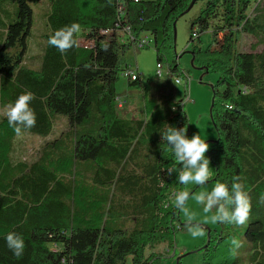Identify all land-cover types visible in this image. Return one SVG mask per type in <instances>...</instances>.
Segmentation results:
<instances>
[{
  "label": "trees",
  "instance_id": "trees-1",
  "mask_svg": "<svg viewBox=\"0 0 264 264\" xmlns=\"http://www.w3.org/2000/svg\"><path fill=\"white\" fill-rule=\"evenodd\" d=\"M189 1L0 0V264H154L157 247L172 245L185 227L173 196L185 190L180 165L161 133L168 125L188 129L184 96H174L171 78L179 76L173 21ZM37 2L47 9L33 39ZM195 3L193 63L217 73L210 116L218 135L207 142L212 180L230 186L241 176L252 197L245 225L208 230L201 264H239L241 254L245 264H264V1ZM72 22L81 28L77 45L62 54L48 38ZM206 30L212 38L223 32L218 47H201ZM244 33L255 38L248 50L236 46ZM143 37L168 77L142 86L141 117H120L115 82L120 70H131L125 52ZM134 73L128 85L140 81ZM24 91L35 94L36 125L21 136L46 138L56 117L66 125L28 159L5 116ZM170 168L177 169L171 176ZM10 231L24 239L19 259L5 240ZM233 238L242 241L236 255Z\"/></svg>",
  "mask_w": 264,
  "mask_h": 264
},
{
  "label": "rangeland",
  "instance_id": "rangeland-1",
  "mask_svg": "<svg viewBox=\"0 0 264 264\" xmlns=\"http://www.w3.org/2000/svg\"><path fill=\"white\" fill-rule=\"evenodd\" d=\"M45 2V0H43ZM264 1V0H263ZM33 7V33L31 38L40 39L43 31V10L40 2L34 3ZM200 5L195 3L188 11L181 14L175 22V39L173 42V53L179 67L180 83H175L174 78L177 74L172 75L174 86V96L183 97V108L188 119L187 135L191 137L194 133H198L206 142H212L216 139L218 133L210 116V104L212 100V85L217 78V73L211 69L198 68L199 64H191V50L188 43L190 33L189 25L191 19L198 13ZM223 32H218L212 38L210 30H206L200 34L201 47H218L222 40ZM255 38L249 34H241L236 46L242 50H248L250 43ZM124 60L131 70L139 73L140 81L136 85H128L127 77L120 70L115 82L117 93L116 106L121 102V107H116V112L120 117H141L143 114L142 104V86L149 84L155 85L157 82L165 80L168 77V67L162 61L161 73L157 74V59L153 43L137 47L133 45L124 54ZM181 70L184 72L180 74ZM185 75V76H184ZM187 79L186 88L184 89V80ZM20 149L24 152L25 157H29L38 151L41 145V139L37 136H22L20 140ZM208 157L207 152L205 153ZM209 158V157H208ZM210 160V159H209ZM211 177L204 185L188 184L183 185L185 190H191L189 199L186 203L191 212L194 214L196 221H199L205 229V234L201 237H192L185 227L177 228L172 245H160L157 251L162 254L159 261L154 264H201L203 259V250L208 240V230H217L220 227L218 223H211L209 217L211 213H204L203 206L196 203L194 197L201 191H210L217 180H212L214 176V167L210 161ZM195 186V187H193ZM179 217L183 223L186 218L179 210ZM239 227V226H236ZM240 251V250H239ZM238 252V251H237ZM236 252V254H237ZM241 252V251H240ZM235 254V255H236ZM247 257L241 254L239 264H245ZM129 264V263H128Z\"/></svg>",
  "mask_w": 264,
  "mask_h": 264
},
{
  "label": "clouds",
  "instance_id": "clouds-1",
  "mask_svg": "<svg viewBox=\"0 0 264 264\" xmlns=\"http://www.w3.org/2000/svg\"><path fill=\"white\" fill-rule=\"evenodd\" d=\"M80 31V25L72 22L55 30L49 36L48 44L64 54L77 45L76 36ZM33 99H35L33 92L24 91L8 106L5 116L17 136H21L23 131L36 125V113L30 106ZM161 139L169 146L176 162L180 165L178 172L180 184L204 185L209 181L211 177L210 160L205 153L210 145L205 139H202L198 133L189 137L186 127L177 128L171 125H168L161 133ZM176 171V168H170L167 169V174L171 176ZM173 196L175 207L183 212L186 218V230L194 238L203 236L204 226L195 220L194 214L186 207L190 192L181 190L173 193ZM194 199L197 204L203 206L204 213H211L209 220L213 224L245 225L249 221L252 197L250 189L246 188L244 178L241 176L233 177L230 186L228 181H218L210 191H201L195 195ZM260 202L264 203V196L260 197ZM5 240L13 255L17 259L21 258L25 248L23 236L10 231ZM231 245L230 251L235 255L242 247V241L233 238Z\"/></svg>",
  "mask_w": 264,
  "mask_h": 264
},
{
  "label": "built area",
  "instance_id": "built-area-1",
  "mask_svg": "<svg viewBox=\"0 0 264 264\" xmlns=\"http://www.w3.org/2000/svg\"><path fill=\"white\" fill-rule=\"evenodd\" d=\"M151 40L143 37L141 39H139V41L135 44L137 47H141V46H147L149 44H151ZM156 67H157V74L159 75L161 73V70H162V63L161 62H157L156 64ZM126 77L130 78V79H135V73H134V70H127L123 73ZM174 82L175 83H180V77H175L174 78ZM186 82H187V79L184 80V89L186 88ZM121 102H119L120 104Z\"/></svg>",
  "mask_w": 264,
  "mask_h": 264
},
{
  "label": "crops",
  "instance_id": "crops-1",
  "mask_svg": "<svg viewBox=\"0 0 264 264\" xmlns=\"http://www.w3.org/2000/svg\"><path fill=\"white\" fill-rule=\"evenodd\" d=\"M121 103L119 104V102H118V104H117V106L119 107H121ZM116 106V107H117ZM56 120H57V124L55 123V124H53V128H52V133L51 134H49L46 138H42V137H39L38 135H33V134H24L23 136H37V137H39L40 139H41V144H42V142L46 139H49V138H52L53 136H55V135H57V134H59V132L60 131H63V129H64V127L66 126L65 125V120L63 119V118H61V117H56ZM20 138H22V136L20 137ZM21 144V143H20ZM19 150H20V152H21V154H22V156L23 157H25L26 155H24V152L22 151V149H20L19 148ZM31 156H32V154L29 156L30 158H31ZM29 157H25V158H29Z\"/></svg>",
  "mask_w": 264,
  "mask_h": 264
},
{
  "label": "water",
  "instance_id": "water-1",
  "mask_svg": "<svg viewBox=\"0 0 264 264\" xmlns=\"http://www.w3.org/2000/svg\"><path fill=\"white\" fill-rule=\"evenodd\" d=\"M195 1L196 0H190L188 5H187V7L180 13V15L185 13L186 11H188L192 7V5L194 4ZM176 19H174V21H173V42H174V39H175V22H176ZM189 52L191 53V50ZM191 58H192L191 59V64H193V56ZM198 68L207 69V67H204V66H198Z\"/></svg>",
  "mask_w": 264,
  "mask_h": 264
}]
</instances>
